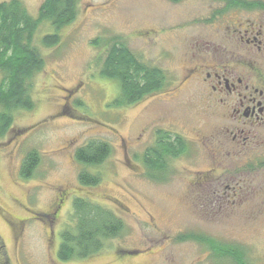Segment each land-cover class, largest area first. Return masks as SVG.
<instances>
[{
  "label": "rangeland",
  "instance_id": "374dc122",
  "mask_svg": "<svg viewBox=\"0 0 264 264\" xmlns=\"http://www.w3.org/2000/svg\"><path fill=\"white\" fill-rule=\"evenodd\" d=\"M19 1L39 18L45 0ZM196 1L77 0L75 21L59 33L39 25L34 46L44 64L30 84L34 107L13 112L0 136V264H235L215 252L217 245L239 250L245 264H264V167L250 159L257 152H240L231 138L217 136L223 128L211 118V104L188 86L117 106L118 84L101 74L104 54L95 43L115 42L180 83L193 65L184 51L194 37L212 33L203 23L182 29L203 12ZM143 28L145 36L137 33ZM165 30L173 31L168 39ZM51 34L60 35L59 45L44 47ZM168 135L172 143L181 138L186 153L172 159L169 180H158L147 176L143 161L156 151L157 138ZM91 141L106 143L110 154L86 167L75 151ZM30 153L39 162L25 179L20 170ZM83 171L98 185L82 186ZM226 185L257 191L233 193ZM57 198L62 209L49 225L45 216ZM77 199L115 213L124 228L99 254L63 263L57 253L61 235L77 228ZM129 251L137 253L122 254Z\"/></svg>",
  "mask_w": 264,
  "mask_h": 264
},
{
  "label": "trees",
  "instance_id": "16d2710c",
  "mask_svg": "<svg viewBox=\"0 0 264 264\" xmlns=\"http://www.w3.org/2000/svg\"><path fill=\"white\" fill-rule=\"evenodd\" d=\"M77 4V0H45L39 18L34 19L19 0H0V136L12 126L13 112L21 109L31 110L34 107L30 84L44 64L34 46L36 30L44 22L59 33L75 21ZM59 43L58 34L45 35L42 40V45L47 48L57 47ZM95 45L99 46L98 43ZM105 46H108V55L104 56L101 74L119 82L121 95L116 101L117 106L135 105L145 95L161 87L163 72L145 68L125 44L113 42ZM160 139L159 150H149L144 158V165L149 169L162 166L161 155L177 158L182 153L178 138L175 143L166 140V137ZM109 154L106 143L91 141L75 151V158L86 167H94L104 162ZM38 162L39 156L36 153L28 154L22 162L21 177L30 178ZM78 179L85 187H94L99 183L98 178L88 171L81 172ZM60 205L55 206L53 212L49 210L55 220L62 209ZM92 205L84 199L75 200L73 210L79 222L75 233L65 232L61 235L57 253L60 262L93 257L103 250L107 240L120 236L124 228L120 217L110 211L99 210L98 207L93 209ZM49 214H46V219ZM45 218L41 219L45 221ZM214 248L219 256L231 258L235 264H245L239 250H230L218 245ZM136 253L137 251L124 252L127 256Z\"/></svg>",
  "mask_w": 264,
  "mask_h": 264
},
{
  "label": "flooded vegetation",
  "instance_id": "af4514ba",
  "mask_svg": "<svg viewBox=\"0 0 264 264\" xmlns=\"http://www.w3.org/2000/svg\"><path fill=\"white\" fill-rule=\"evenodd\" d=\"M171 4H180L186 0H167ZM196 3L203 5V12L195 14L193 22L185 24L182 29L190 24L203 23L212 31L208 37L198 35L194 37V44L184 51L187 55L188 63L193 64L185 67V73L181 76L180 83L169 80L161 67L138 57L132 49L129 51L139 60V63L150 70L163 72L164 79L161 87H157L146 97L159 98L170 96L176 90H181L188 86L199 95L207 98L209 106L213 112L212 119L222 126L223 130L217 136L231 138L232 144L240 151L257 152L250 159L261 168L264 167V0H198ZM166 29V28H165ZM181 29V30H182ZM180 30V31H181ZM170 38L171 30H165ZM148 30L143 28L137 31L141 36H145ZM155 32V31H154ZM164 33V32H163ZM155 34H157L155 32ZM160 35V32L159 34ZM155 48L158 46L159 37H155ZM98 43V42H97ZM103 49L104 56L108 51L107 47L98 43ZM170 51H167L169 53ZM108 55V54H107ZM159 59V54L157 55ZM108 82H114L119 87V97L121 87L118 81L105 78ZM179 82V81H178ZM118 100V99H117ZM138 102V103H139ZM137 103V104H138ZM136 105V104H135ZM133 106V105H128ZM163 121V120H160ZM171 133V131H168ZM170 140V136H165ZM160 137L154 142L156 151ZM168 138V139H167ZM182 153H186V148L181 138ZM175 139V138H174ZM214 140L215 138H211ZM201 144L203 139L197 140ZM162 142V141H161ZM175 143V142H174ZM178 143V141H177ZM176 143V144H177ZM127 149V145L125 144ZM127 161L130 162L126 155ZM162 166L147 168V176L158 180H169L172 175V159L167 162V158L161 155ZM144 162V161H143ZM166 170V171H165ZM90 173V172H89ZM91 174V173H90ZM200 180L204 181V176ZM196 182H193V184ZM238 185V184H237ZM197 191H199L196 188ZM225 190L233 193H248L257 191L255 188L247 189L237 186H225ZM51 205V212L55 206L60 205V199ZM50 224H53V217L48 215ZM51 227V226H50ZM121 253V252H120ZM124 254V252L122 253Z\"/></svg>",
  "mask_w": 264,
  "mask_h": 264
}]
</instances>
